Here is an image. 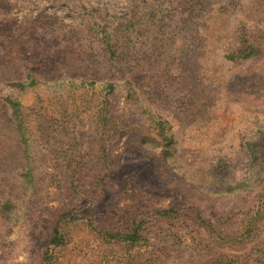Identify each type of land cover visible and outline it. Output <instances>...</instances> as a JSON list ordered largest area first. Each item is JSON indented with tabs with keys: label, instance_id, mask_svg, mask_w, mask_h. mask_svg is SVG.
Returning <instances> with one entry per match:
<instances>
[{
	"label": "rangeland",
	"instance_id": "rangeland-1",
	"mask_svg": "<svg viewBox=\"0 0 264 264\" xmlns=\"http://www.w3.org/2000/svg\"><path fill=\"white\" fill-rule=\"evenodd\" d=\"M260 259L264 0H0V264Z\"/></svg>",
	"mask_w": 264,
	"mask_h": 264
},
{
	"label": "trees",
	"instance_id": "trees-1",
	"mask_svg": "<svg viewBox=\"0 0 264 264\" xmlns=\"http://www.w3.org/2000/svg\"><path fill=\"white\" fill-rule=\"evenodd\" d=\"M249 57H250V55H247L246 56V58H249ZM137 232L138 231H136V233L132 237H130V238H132L133 240H135L134 238H136L138 236V233ZM63 242H64V237H63L62 233L56 231L55 232V236H54L53 240L51 241V244L50 245L59 247L60 245L63 244ZM260 261H262L261 264H264V259H260ZM241 264H243V263H241Z\"/></svg>",
	"mask_w": 264,
	"mask_h": 264
}]
</instances>
